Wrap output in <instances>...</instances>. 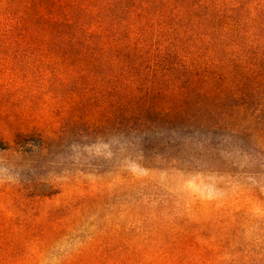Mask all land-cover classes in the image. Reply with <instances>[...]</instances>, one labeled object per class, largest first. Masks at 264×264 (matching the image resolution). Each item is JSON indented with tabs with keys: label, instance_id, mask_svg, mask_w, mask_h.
<instances>
[{
	"label": "trees",
	"instance_id": "obj_1",
	"mask_svg": "<svg viewBox=\"0 0 264 264\" xmlns=\"http://www.w3.org/2000/svg\"><path fill=\"white\" fill-rule=\"evenodd\" d=\"M0 80L49 81L57 115L77 133L241 132L246 93L261 92L255 109L264 106V0H0ZM84 192L73 195L80 204L109 197ZM136 209L144 219L129 240L102 224L58 264H264L238 241L237 222L213 232L164 219L162 204ZM77 221L0 219V264L37 261Z\"/></svg>",
	"mask_w": 264,
	"mask_h": 264
},
{
	"label": "rangeland",
	"instance_id": "obj_2",
	"mask_svg": "<svg viewBox=\"0 0 264 264\" xmlns=\"http://www.w3.org/2000/svg\"><path fill=\"white\" fill-rule=\"evenodd\" d=\"M51 86L0 80V219L78 220L37 261L26 255L22 264H58L102 224L129 240L144 219L136 209L143 203L165 205L164 219L213 232L237 222L238 241L252 256L264 255V106L255 109L261 92L246 93L248 111L234 120L241 132L187 126L97 135L77 133L57 115ZM87 188L106 190L108 200L80 204L73 195ZM152 213L145 209L158 219Z\"/></svg>",
	"mask_w": 264,
	"mask_h": 264
}]
</instances>
